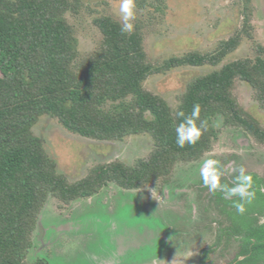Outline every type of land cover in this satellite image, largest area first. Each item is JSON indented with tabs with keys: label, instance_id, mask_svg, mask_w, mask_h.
I'll list each match as a JSON object with an SVG mask.
<instances>
[{
	"label": "trees",
	"instance_id": "obj_1",
	"mask_svg": "<svg viewBox=\"0 0 264 264\" xmlns=\"http://www.w3.org/2000/svg\"><path fill=\"white\" fill-rule=\"evenodd\" d=\"M242 1V28L214 51H193L154 64L145 48L142 19L132 22L131 33L122 34L123 23L114 16L95 18L101 41L94 51L82 53L69 18L78 14L80 0H0V264H49L43 258L30 263L29 256L51 198L70 205L111 184L125 191L166 184L179 163L198 161L213 150L220 135L218 119L264 144V127L234 93L237 81L245 82L264 110V46L257 45L253 57L226 62L244 37H253L251 0ZM147 3L159 14L167 8L166 0ZM205 66L213 70L191 80L175 108L145 86L154 75ZM197 103L208 129L195 145L180 148L174 131L182 122L177 112L189 114ZM43 116L97 141L149 135L153 148L131 165L100 163L72 181L34 133ZM250 175L256 197L243 215L222 193H214L221 217L218 237L203 252L202 264H213V253L233 247L229 264H264V177ZM232 181L222 183L231 186Z\"/></svg>",
	"mask_w": 264,
	"mask_h": 264
},
{
	"label": "rangeland",
	"instance_id": "obj_2",
	"mask_svg": "<svg viewBox=\"0 0 264 264\" xmlns=\"http://www.w3.org/2000/svg\"><path fill=\"white\" fill-rule=\"evenodd\" d=\"M80 1L78 14L69 18L81 52L90 53L102 38L94 25L95 18L109 14L123 23L120 0ZM147 2L135 0L132 22L136 18L145 22V48L154 64L193 51H214L243 26L242 0H166L164 14L154 12ZM251 6L253 37H244L226 62L253 57L255 47L264 46V0H251ZM211 70L209 66L183 67L154 75L145 86L175 108L191 80ZM234 93L241 106L264 127V110L255 101L250 86L237 81ZM216 126L220 135L213 150L198 161L179 163L166 184L160 182L135 191L111 184L98 195L70 205L51 198L34 234L29 262L43 258L49 264H154L160 259L172 264L175 259V264H200L203 250L214 243V221L219 218L215 205L211 206V192L202 184V162L208 158L219 161L225 173L222 181L231 180L236 175L233 169L240 165L248 174L264 176V144L222 119L216 121ZM34 133L44 140L59 171L72 181L83 178L100 163L120 160L131 165L153 148L149 135L97 141L69 132L48 116L39 119ZM175 225L184 234L175 236L168 231ZM159 236L164 241L160 245L154 241ZM150 246L151 251H146ZM189 252L192 255H187ZM235 253L234 247L217 252L211 255L212 261L229 264Z\"/></svg>",
	"mask_w": 264,
	"mask_h": 264
},
{
	"label": "clouds",
	"instance_id": "obj_3",
	"mask_svg": "<svg viewBox=\"0 0 264 264\" xmlns=\"http://www.w3.org/2000/svg\"><path fill=\"white\" fill-rule=\"evenodd\" d=\"M119 12L123 21L121 33H131L134 30L132 21L135 19V0H120ZM200 114L201 106L198 103L193 105L189 114H185L183 111L177 112V116L182 118V122L174 128L175 142L178 147L184 148L186 145H195L203 133L207 131L208 122L201 120ZM233 171L236 175L232 185L222 183V177L225 173L221 170L219 161L208 158L202 162L200 176L204 187L210 192L219 191L222 193L223 199L232 201V206L239 214L243 215L246 212V205L252 204L256 197V192L253 190L254 178L248 174L242 165ZM152 196L155 199V191L152 192ZM187 255H192V253L189 252ZM243 259V257H237L238 261L242 262ZM154 264H168V262L158 259ZM172 264H175V259Z\"/></svg>",
	"mask_w": 264,
	"mask_h": 264
},
{
	"label": "flooded vegetation",
	"instance_id": "obj_4",
	"mask_svg": "<svg viewBox=\"0 0 264 264\" xmlns=\"http://www.w3.org/2000/svg\"><path fill=\"white\" fill-rule=\"evenodd\" d=\"M261 177H264V176H261ZM233 180V177L231 178V180H229V181H232ZM206 188V187H205ZM207 189V188H206ZM211 200H213V203H211V200H210V203H211V206H212V204L213 205H215L214 204V202L216 201V198H215V195H214V193L213 192H211V198H210ZM215 209H217L218 210V208H217V206L215 205ZM205 211V210H204ZM218 214H219V211H218ZM220 219H221V217H219V218H217L216 219V221H214L215 222V224H217V228L215 229V240H214V243L208 248V249H205V250H203V252L204 251H207V250H209L214 244H215V242L217 241V237H218V227H219V221H220ZM144 223H145V221H144ZM161 224V223H160ZM160 224H159V229L161 228L160 227ZM161 225H163L164 226V224H161ZM168 231L170 232V233H172L173 235H175V236H179V235H182V234H184V231L181 229V228H179L177 225H175V227H171V228H169L168 229ZM161 237L159 236L156 240H154V241H158L157 243L160 245V244H163L164 243V241H163V239H160ZM157 244V245H158ZM158 245V246H159ZM152 246H150L146 251H151V250H149V249H152L151 248ZM146 249V248H145ZM227 250V249H226ZM223 251H225V249L223 248V249H221V250H219V251H217V252H223ZM203 252H202V254H203ZM216 252V253H217ZM216 253H213V254H216ZM202 254H201V258H202ZM210 260H212V257H211V259ZM213 262V261H212ZM200 264H202V263H200ZM214 264V263H213Z\"/></svg>",
	"mask_w": 264,
	"mask_h": 264
}]
</instances>
